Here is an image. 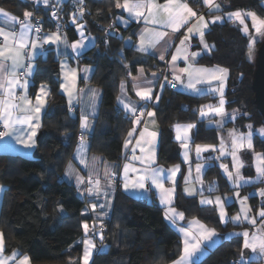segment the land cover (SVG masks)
Wrapping results in <instances>:
<instances>
[{
    "label": "trees",
    "instance_id": "trees-1",
    "mask_svg": "<svg viewBox=\"0 0 264 264\" xmlns=\"http://www.w3.org/2000/svg\"><path fill=\"white\" fill-rule=\"evenodd\" d=\"M200 10V0H190ZM225 11L250 9L264 16L261 0H224ZM116 0H83L80 4H56L50 0L44 5L33 0H0V7L19 16L31 12L33 22L38 21L44 29H52L50 10L58 5L65 15L66 30L71 40L77 38L73 26L68 25L73 9L83 7L81 20L88 31L96 36L97 43L85 52L82 63L95 67L94 83L103 90L100 113L95 120V129L90 137V149L107 161L121 163L124 140L133 125V120L118 109L119 82L126 77V70L135 72L144 67L147 72L166 70L154 56L141 53L125 40H135L139 25L131 23L126 28L114 25L119 9ZM77 15H80L78 13ZM212 45L210 52L200 56L198 62L219 65L229 72L230 87L234 75L238 74L239 90L226 94L229 110H237L234 124L241 129L249 123L253 127L264 125L256 108L251 87L255 69L254 56L248 57L249 40L238 23L225 20L216 23L204 33ZM260 42L257 43V48ZM59 64L50 52L38 58L33 77V89L48 84L50 92L43 116L41 131H45L40 144V157H29L11 153H0V184L4 192L0 210V230L6 246L18 248L35 264H80L84 237L83 222L90 221L85 212L86 200L76 187L62 178L72 156L79 132V118L69 110L66 97L59 90ZM211 95L196 96L176 87L166 85L158 105L156 118L160 125V163L180 162V153L174 140L175 123L195 122V143L216 144L220 128L207 127L205 120L197 117V109L205 101L215 100ZM256 149L264 154V139L255 135ZM217 179V190H231L229 182L218 165H209L204 175L209 180ZM123 198V199H122ZM252 207L258 205L259 197L251 196ZM185 211L186 217L198 215L207 224L218 225L214 207L206 208L196 199L187 198L177 190L174 203ZM209 209V210H207ZM104 231L107 238L104 254H95L91 264H164L175 260L180 254L179 238L167 222L163 209L154 200L134 199L117 192L113 214L106 221ZM228 240H223L204 258L195 264H231L235 251Z\"/></svg>",
    "mask_w": 264,
    "mask_h": 264
},
{
    "label": "snow or ice",
    "instance_id": "snow-or-ice-1",
    "mask_svg": "<svg viewBox=\"0 0 264 264\" xmlns=\"http://www.w3.org/2000/svg\"><path fill=\"white\" fill-rule=\"evenodd\" d=\"M40 0H37L39 3ZM44 5H48L50 0H42ZM75 3L83 5V0H74ZM61 3V0H56V4ZM203 3L208 6L209 11H221V5L216 0H203ZM116 8L123 9L128 14V20L120 19L121 23L125 26L130 21L139 23L141 20L144 23V28L139 33L138 43L134 45L137 51L141 53L149 52L151 49H155L157 45L171 33L175 34L180 32L182 28L187 27V31L184 34L183 39L180 40L179 45L176 46L175 53L171 57L170 68L172 70L173 79L167 81L172 87H177V82L185 87L187 90L200 94L203 92L217 93L219 94L218 105H203L200 109V115L206 117L214 114L220 117L217 121L218 127H223L225 119L229 117L232 120L236 119V111L229 114L225 111L224 105V93H223V81L227 75V69L220 67H197L196 60L199 53L192 52L189 54L188 48L190 45L188 41L191 35L199 34L200 42L204 44V31L208 27V22L203 15H197L196 12L189 7L186 0H164L163 3L160 0H116ZM56 9L53 11L52 16H57ZM83 7L78 8L80 16H83ZM31 12H24V20H19L15 16H10L8 13L0 9V125L3 126V131H0V139L5 137H11L17 144H22L25 148L31 149L35 147V135L39 128V113L44 107L45 100L42 96H47L48 91L44 86L41 87L40 92L36 95V103L33 104L32 99L28 95L29 77L33 75V63L36 53L43 49L45 44H63L65 47H70L73 53L77 56L81 55L85 49L89 47V44L94 45V39L91 37H85L83 28L84 25H78V30L81 39L69 44L67 37L60 35L61 25L57 24V30L54 33L46 36H40L42 28L39 24L33 23L30 19ZM227 20L233 23H238L241 31L249 38V51L248 57L252 59L255 51V44L257 37L264 39V18L258 17L255 12L237 10L226 14ZM251 20V28L254 30V34L250 33L249 25L246 20ZM223 20V17L217 15L213 18L212 22ZM76 18L73 17L72 23L75 24ZM18 26V27H17ZM88 40V43H85ZM127 46H133L132 41L129 38L126 41ZM172 47V43H168V47L165 48V52ZM207 48L208 45L204 44ZM164 55L161 54L160 59L164 60ZM183 60L185 67L179 68L177 61ZM82 71L87 74L90 69L85 67ZM61 72L63 75V82L60 84L61 89L68 96L69 110L73 108L74 101H78L81 94L84 93V89L77 87V69L68 67L67 63L61 64ZM143 70L141 69V74ZM155 75V74H153ZM182 76L186 77V80L182 79ZM87 79V75L84 76ZM219 81V87H213L212 83ZM151 83V82H149ZM198 85L207 87H198ZM125 82H121V91H125ZM163 88V85L161 86ZM133 90L136 91V95L144 101L152 100V88L143 87L141 84L136 83V79L133 78L132 84ZM90 100L92 105L95 104V98L98 95L97 90L90 89ZM158 101L159 95L155 97ZM118 101L123 105L124 109L133 117V125L131 131L128 132V139L125 140V149L135 139V144L131 149V158L125 157L126 163L123 165V187L125 191L139 190L143 192L149 191V185L155 187L158 190V196L160 203L165 205V218L169 220L173 225L178 220L184 219L183 212H177L174 207H171L174 199L176 175L180 171L179 165L164 168L156 165V131H150L149 125L155 126L154 113L146 111L145 108L137 109L134 104L125 103V101L118 97ZM139 111V115L137 112ZM152 118L151 120H143L144 127L139 130L138 136L134 134L137 132V127L142 123V118ZM89 113L85 110H81L80 126L82 133L90 127ZM194 124H176L174 125L176 131V139L180 142L181 147L184 149V161L189 160L188 146L191 141L189 132L195 128ZM249 131L247 134L237 132L235 129L230 130L228 133L230 146L226 144L225 140L221 138L219 153L220 157L231 155L234 171H229L228 166L221 164L220 167L227 175L228 180L231 182L234 188L239 189L244 185L250 184L253 181L246 179L241 173V168L244 167L243 162L238 156V152L247 147V149L253 148V128L252 125H247ZM258 134L264 138V128H261ZM139 148L140 155H136V149ZM87 144L85 137L82 134L80 137V143L77 147L75 158L79 159V162L84 165L88 171V187L85 189L89 196L100 197L101 195L107 197L108 192L104 190V185L101 183L100 175L97 170V165L101 162L99 157H92V163L89 164L86 158ZM209 149L216 151V147L213 145H196V156L200 159L202 152H207ZM220 157H215L219 159ZM255 171L256 180L264 182V154L255 153ZM134 162H139L140 167H136ZM104 163V180L107 182V187H111L114 181L116 173L113 171V166L107 162ZM202 167L200 163L196 164V181L203 185L201 178ZM130 173L133 175L130 176ZM66 175L71 177L75 175L77 185L85 183L84 177L80 176L76 172L75 168L71 164H68L66 169ZM170 182L172 187H165V182ZM185 192L188 195L196 194V190L187 187L191 183V168H189L188 175L184 176ZM2 190V188H0ZM208 192L216 190L215 184H210ZM203 196V188L200 193ZM239 199L240 209L236 215L228 216L226 205L229 198L222 199L220 196H216L215 199L204 197L200 200L201 205H215L219 214V220L223 223L231 222L233 224H243L247 222L252 225L253 231L244 230L239 233H230V236L243 237V249L250 250L249 257H245L243 251L240 254V258L235 264H253L258 259H264V207L259 211L258 216L261 218L259 225H257V219L253 217L251 208L247 204L248 196L240 197L239 191L235 193ZM259 195L264 198V190H260ZM96 204L92 205V209L95 210ZM99 207L103 208L105 205L101 204ZM85 238L80 242L83 244V264H89V259L96 249L95 242L89 237V225L83 224ZM180 234L182 235V252L179 258L173 261V264H194L193 258L203 251L207 250V245L211 243L217 236L216 230L208 228L199 220L193 219L189 221L187 227H180ZM92 234H96V228L93 226ZM100 239L103 242L102 227L100 230ZM5 244L3 233H0V264H30L28 256L19 257V253L14 251L10 256H5ZM97 254H104V249H98ZM19 257V258H18Z\"/></svg>",
    "mask_w": 264,
    "mask_h": 264
},
{
    "label": "crops",
    "instance_id": "crops-1",
    "mask_svg": "<svg viewBox=\"0 0 264 264\" xmlns=\"http://www.w3.org/2000/svg\"><path fill=\"white\" fill-rule=\"evenodd\" d=\"M261 1H262V4H263V0H261ZM120 2L123 3V0H120ZM160 2L163 3L164 0H160ZM186 2L188 3L189 7L192 8V10L197 13L198 16L199 15H203L205 17V20L208 22V27L206 29H203L204 33L210 28L211 25L216 24V23H222L225 20H227V16H226L227 13H230V12H233V11H237V10L225 11L224 10V7H225L224 0H216V2H218L221 5V11H219V12H216V11H211L210 12L208 6L203 3V0H200V2L202 4V7H203L202 10H200L198 7H196L190 0H186ZM65 3L77 4V3L74 2V0H61V3H59V4L61 5V4H65ZM0 9H2L4 12L8 13L10 16H15L19 20H24V17H19V16L13 14V13L1 8V7H0ZM239 10L251 11L250 9H239ZM217 15L223 17V20L216 21L215 23H213L212 20ZM73 17L76 18L75 24L72 23ZM32 18H33V15L30 17L31 21L33 22ZM118 18H122L123 20H128V14L123 9H119V13L116 16V20L114 21V25L116 27H118V28H123V29L128 27L131 23H136V24L139 25V29H138V31L135 34V40L130 38L132 43L134 41V45H136L138 43L139 33L144 28L143 21L141 20L139 23H137L135 21H130L127 24V26H125L123 23H121L120 19H118ZM68 25L73 26L75 32L77 33V38L74 39V40H71L69 38V35H68L67 32H60V35L62 37H64V36L67 37V40H68L69 44H72V43H74V42H76V41L81 39L80 33H79V30H78L77 26L78 25H84V28H83L84 36L93 38L94 39V45L96 46V43H97L96 36L94 34H92L90 31L87 30V28L85 26V23L81 20L80 15H76L74 13H71V16H70L69 21H68ZM186 31H187V27L182 28L180 30V32L175 33V34L171 33V31L169 30V35L167 37H165V39L163 41H161L157 45V47L155 49H151V50H149V52H146V53L154 56L155 58H157V60L159 62L164 63V65L166 67H168L169 71L171 72V77L172 78H173V75H172V70L170 68L171 57L175 53L177 43L180 40L179 39L180 36L181 35L184 36ZM54 32H56V30L44 29L43 32H41L39 35L40 36H46V35H50L51 33H54ZM190 35H191V38L188 41L189 44L190 43L193 44L195 42H199L200 36H199L198 33L194 34V35H192V34H190ZM0 40H2V38H0ZM128 40H129V38L125 40V44H126V41H128ZM205 41H207V40H205ZM169 42L172 43V47L169 48L167 52H165V48L168 47V43ZM85 43L87 44L88 40H85ZM95 46H92L91 44H89V47L87 49H85L83 51V53L81 55H79V56H77L75 53H73V51L71 50L70 47H65L63 44H45L43 49L36 53L35 59L32 61L34 67H33V75L31 77H29L28 95L32 99L33 104L36 103V95H37V93L40 92V89H41L42 86H44L46 88V90L48 91V95L47 96H42V99L45 100V104H44V107L41 109V111L39 113V125L40 126L37 129L36 135L34 137V139H35V147L31 148V149H28V148H25L22 144H17L13 138L5 137L3 139H0V153H11V154H18V155H22V156H31V154L36 149V146H37V139L36 138H37L39 132L41 131V128H42V125H43V116H44V113H45L46 108H47L48 96H49V92H50V86L48 84H46V83L40 84L35 89H33V87H32L33 86V77H34V73H35V70H36L38 58L41 57V58L45 59L48 56V54L51 52L52 55L54 56V58L58 61L59 69H60L59 90L66 97L68 106H69L68 96H67L66 93L63 92V90L60 87V84L63 82V75H62V72H61V64L66 62L68 67L76 68L77 69V75H78L77 87L79 89H84L85 91H84V93L81 94V97L79 98L78 101H74L73 108H72L71 112L75 113L78 116V118H79V132H78V134L81 133L85 137V141H86V144H87V149H86L85 155H86V158H87L89 164L91 165L92 157H94V156L95 157H99L100 160H101V162L97 165V170H98L99 175H100L101 183H102V185H104V190L108 192V196L107 197H105L103 195H101L100 197L89 196L87 194V192L85 191V189L88 187L87 180H88V171H89V169H86L84 167V165H82L79 162V159L75 158L77 147H78V145L80 143V140H78V135H77L76 145L74 147L72 156L69 159V161L67 163V166H66L65 170L62 173V178L64 180H66L68 183L73 184L76 187V190H77L78 194L83 199L86 200L85 212L91 215V220L90 221H85V222H83V224L87 223L89 225V230H90V229H92L93 226L100 225V223H101L102 224V234L104 235V231L107 229L106 221L109 220L111 218L112 214H113V207H114V203H115L118 191L122 192L125 196L131 197V198H134V199L146 200L148 202H150L151 200H154L156 202V204H158L163 209L164 213H165L166 207H165V205H162L160 203L159 196H158V190L155 187H151L149 185H146L147 187H149V191H147V192H143V191H139V190H129V191H125L124 190V187H123V183H124L123 182V165H124V163L127 162L126 159H125L126 156L129 159L131 158V155H132L131 149H132L133 145L135 144V139H133L132 143L129 144L127 149H125V147H124L125 140L128 139V136H126V138L124 140V144H123V151H122L123 160H122L121 163H118V162H115V161H107L101 155L93 153L91 151V149H90V140L89 139H90V137L92 136V134L94 132L95 120L98 118L99 113H100V105H101V100H102V96H103V90H102V88H100L98 85H96L94 83L93 76L95 74V67L92 64L82 63L81 62V58H82V56H83V54L85 52H87L88 50L92 49ZM193 47H194L193 49H196L199 46L194 44ZM173 48H174V51H173ZM193 49H190V47L188 48L189 54L193 52L192 51ZM172 51H173V53H172ZM210 51H211V49L207 50L205 53H208ZM205 53H200L199 56L197 57V60H196V66L197 67L213 68V67H217L218 66L220 68H224V67L219 66V65H207V64L199 63L198 59L200 58L201 55H203ZM161 54L164 55V57H165L164 60L160 59ZM176 63H177V66L179 68H182V67L186 66L183 60H178ZM85 67L90 69V71L87 74H85L82 71V69H84ZM141 69L143 70L142 74H141ZM162 71L161 70H155V71L147 72L146 69L144 67H141V66L137 67L135 72H130V70L127 69L126 70V77L119 82L118 96H117V99H116L117 101L116 102L118 104V109H120L123 112V114L127 115L132 120H133V117L124 109L123 105L119 103L118 97L122 98L125 101V103L134 104L138 110L141 109V108H145L146 111H151V112H153L155 114L154 115V119H155V122H156L155 126L149 125V130L150 131H156L157 132V137H156V165L155 166H160V167H164V168H171V167L179 165V168H180V171L176 175L175 193H174L173 203L171 205V207H174L175 209H177V207H176V205L174 203H175V199L177 197L178 188L181 189V191L184 194V196H186L187 198L196 199L197 202H199V203H200V199H199L200 190H199L198 182L196 181L195 173L192 172L191 173V183L187 187L195 189L196 190V194L188 195L185 192L186 185H185L184 180H182L181 178H182V176H186V174L188 173L187 166L185 167L180 162L179 163H168V164L167 163H160L159 160H158L159 149H160V125H159L158 120L156 118L155 107L158 105L160 99L157 101L155 99V97L157 95H159V97L161 98L163 90H164V87L167 85L165 77H168V76H166V74H163ZM153 74H155V75H153ZM85 75H87V79L86 80L84 79ZM133 78L136 79V83L141 84L143 87H151L152 88V100L144 101L139 96L136 95V91L133 90V88H132ZM182 79L186 80V77L182 76ZM122 81H124L125 85H126L125 91L123 93L121 91V82ZM149 82H151V83H149ZM215 83H216L217 86H220V82L219 81H214L212 83V85H214ZM224 83H225L227 91H228L229 87H230V80H229V72L228 71H227V75L225 77ZM162 85H163V88L161 87ZM198 86H200V85H198ZM204 86H206V85H204ZM176 88L180 89L182 91L189 92L191 94H196L194 92H191V91L187 90L185 87L180 85L179 82H177V87ZM90 89H95V90H97V93H98V95L95 98L94 106L92 105V102L90 100V96H91V93L89 92ZM82 109H85L89 113L88 119H89V124H90V127L87 130H84L83 133H82V129H81V126H80V115H81V110ZM137 115H139V111L137 112ZM151 119L152 118L147 117V115H145L142 118V123L140 125L136 126L137 127V132L134 135L138 136L139 130H141L144 127L143 120H151ZM176 124H181V125L194 124L196 126L195 128L191 129L190 132H189V135L191 137V141L189 143V146L191 147L192 162L196 163V159L194 157V154H195L194 152H195V149H196V145H198L199 143H195L194 132H195V130L197 128V123H195V122H181V123H175L174 125H176ZM0 126H2V125H0ZM133 127H134V125H132V127H131V129L129 131H131ZM173 131H174V140L176 141L177 147L179 149L178 151L181 154L182 150H181L180 142L177 141V139H176V131H175L174 126H173ZM140 154H141L140 150H139V148H137L136 149V155H140ZM70 162L73 165V167L75 168L76 172L79 173L80 176L84 177V180H85L84 184H81V185L78 186L77 183H76L75 175H73L71 177L66 175V169H67L68 164ZM103 162H107L109 165L113 166V171L116 173L114 181H113L112 186L110 188L107 187V182L104 180V176H103L104 163ZM134 163H135L136 167H140L139 162H134ZM131 175H133V174L130 173V176ZM202 177H204V175ZM116 180H118L119 183L116 182ZM165 187L166 188L167 187H172V184L170 182L166 181L165 182ZM0 188H2V190H0V210H1V202H2V197H3V192H4V186L0 184ZM93 204L97 205L95 210L92 209V205ZM101 204L105 205V207H103V208L99 207V205H101ZM178 209L179 210H176L177 212L180 211V208H178ZM168 223L171 225L170 222H168ZM83 224H82V226H83ZM83 232H84V229H83ZM0 233H2L1 230H0ZM99 235H100V230H99ZM84 236H85V233H84ZM84 238H82L79 241V243ZM237 243L238 242L233 243L234 246H232V248H233V250L235 251V254H236L234 258L238 261L239 260L238 258L240 257L241 252H240L239 249H236V247H237L236 245L239 244V243L238 244ZM4 244H5V252H4L5 256H10L14 251L19 253V257L25 256V255L28 256L27 254L22 253L18 248H12V249L8 248L6 246L5 239H4ZM208 246H210V245H208ZM208 246H207V250L203 251L204 254H206L208 250H209L208 253L211 251V249H209ZM83 248H84V246H83ZM203 252H202V254H203ZM243 253H244L246 258L249 257L250 255H252L250 250H248V249H245V250L243 249ZM94 255H95V249L93 250V257H94ZM201 256L202 255L200 253L196 257L193 258L194 264H195L196 260H198ZM29 259H30V257H29ZM199 260H201V259H199ZM262 263H263V260L262 261L259 260L258 262H256V261L253 262V264H262ZM30 264H35V263H33L31 261V259H30Z\"/></svg>",
    "mask_w": 264,
    "mask_h": 264
},
{
    "label": "rangeland",
    "instance_id": "rangeland-1",
    "mask_svg": "<svg viewBox=\"0 0 264 264\" xmlns=\"http://www.w3.org/2000/svg\"><path fill=\"white\" fill-rule=\"evenodd\" d=\"M263 4H264V0H263ZM242 11H245V10H242ZM250 12H254V11L251 10ZM257 16L258 17H261V18H264V16H260L258 14H257ZM246 23H248V25H249L250 33L254 34V30L251 28V20H250V18L246 20ZM183 37L184 36L181 35L179 39L181 40V39H183ZM180 40L178 41L177 46L179 45ZM203 40H204V44H207L208 45L207 48L204 47V44H202L200 42V39H199V42H195L193 44L192 43L189 44V42H188V44L190 45V49H193L194 48L193 47L194 44L197 45V46H199V47L196 48V49H193L192 51L193 52H197L199 54L200 53H205L207 50L212 49V45L211 44H208V42L205 41L206 40L205 37H203ZM248 40H249V38H248ZM261 41H262V39H260L259 37H257V42L255 44V51H254V55H253L254 57L256 55L257 43L258 42H261ZM173 51H174V48H173ZM173 51H172V53H173ZM224 80H225V78H224ZM212 86L213 87H219V86L216 85V83L214 85H212ZM198 87H205L206 88L207 86H204L203 85V86H198ZM227 92L228 91H227L226 85H225V83L223 81L224 100L226 102L225 105H224V109H225V111L227 113L231 114V113H233L234 110L231 111L227 107L228 106V100H227V96H226ZM193 95H196V96L211 95V96L216 97L215 100L205 101L202 104H200L199 108L197 109V117L200 120H205L204 121V124L207 127H217V128H220V136H219V141L216 144H211V143L198 144V145H201V146H203V145H213V146L216 147L217 150L216 151H212L211 149H209L207 152H202L201 153L202 155H200V159H197L196 151H195L194 152L195 153L194 154V157L196 159V163H193L192 162L191 147L190 146H188V150H189V160H188V162H185L184 161V156H183L184 149L181 147L182 153L180 154V159H181L180 160V163L183 164L185 167L187 166L188 173H189V168H191V173L192 172L195 173V176L197 175V173H196V164L197 163H200L201 165H203V167H202V174H201V178L203 180V185H201L200 183H198L199 190H201V188H203V196L200 195L199 196V199L201 200L204 197H208V198H211V199L214 200L216 196H220L222 199H224L226 197L229 198L228 199V203L226 205V210H227L228 216L236 215L237 212L240 209L239 199L235 195V193L237 191H239L240 197L248 196L250 198L251 196H258L259 197V201H258V205L256 207H252V204L250 202V199H248L247 204L251 208V213L250 214L257 219V225H259L261 218L258 216V213L262 209V207H264V198H262L259 195V192H260V190H264V182H260V181H257L256 180L255 157H254V154L255 153L263 154L261 151H259V150L256 149L255 135H258L259 139H261V140L264 139V138H262V136L260 134H258V131H257V130H259L261 128H264V125H261V126L256 127V128L252 126L253 132H254L253 141H252L253 142V148L252 149H247V147L245 146L244 149H242L241 151L238 152V156L240 157V160L244 164V167L241 168V173L244 175V177L246 179H251L253 182L250 183V184L244 185L243 187H241L239 189H236V188L233 187V185L231 184V182L227 178V180L229 182V187H231L232 189L231 190H226V191H221L220 192V191L217 190V179L215 177L212 176V178L209 180L208 178H204L202 176L205 175L206 169H207V167L209 165H211V166L218 165V167L220 168V170L224 173V171L220 167V165L221 164H225V165L228 166L229 171H234L231 155H226V156L220 157V153H219L220 140H221V138H223L225 140L226 144H228L230 146V141H229V136H228L229 131L235 129L237 132H242V133L247 134V132L249 131V129L247 128V125H249V123L245 124V128L244 129H241L237 125L236 126L235 125L230 126L229 124L230 123L234 124L235 121H236V119L235 120H232L230 118V115H229V117H227L225 119V122L223 124V127H218L216 122L220 120V117L215 116L214 114L209 115V116H206V117H202L200 115V109H201V106H203V105H209V104H211V105H218V102H219V99H220L219 94H217V93L203 92V93H200V94H193ZM235 111H236V118H238L240 112H238L237 110H235ZM33 153L29 157H33ZM215 157H220V158L219 159H215ZM188 173L186 175H188ZM224 175L227 177V175L225 173H224ZM181 179L184 180V176H182ZM213 183L216 186V190L210 193V192H208L207 189H208L209 185L210 184H213ZM202 206H204L206 208L214 207L216 209V206L215 205H202ZM176 210H179L178 207H177ZM207 210H209V209H207ZM179 212H183L184 213V219L183 220H178L175 225H173L169 220H167L165 218L168 222L171 223L173 229L175 230V232H176V234H177V236L179 238L180 254L178 255V257L175 260H177L179 258V256L181 255L182 247H183V244H182L183 237L180 234V232H179L178 229L180 227H187L189 221H192L193 219L199 220L201 223H203L204 225H206L208 228H212V229H215L216 230L217 236L214 238V240L211 243L208 244L210 246L207 245L208 248L211 249V250L214 249V248H216L223 240H228L231 244H233V242H238L239 244L237 243L238 245H236L237 246L236 249H239L240 252H242L243 251V237L242 236H240V237L230 236L229 234L230 233L243 232L244 230H248L250 232L254 230L253 227H252V225L248 224L247 222H244L243 224H233L230 221L227 222V223H223V222H221L219 220V223L220 224H218V225H210V224H207L198 215H193V216H190V217H186L185 211L183 209H180ZM216 212H217V217L219 219L218 211L216 210ZM164 216H165V213H164ZM101 227H102V224L101 223H100V225H96L95 226V228H96V234L95 235L92 234V229L89 230V237L92 238L94 240V242L96 243L95 244L96 245L95 254L97 253V250L98 249L105 248L106 247V244H107V238H106L105 232H104V235H103V242H101L100 235H99V230H101ZM208 251H207V253H208ZM206 254H204V252H203V254L201 253L202 256L199 259L204 258ZM199 259L196 260L195 263H197L199 261ZM92 260H93V253H92V255H91L90 259H89V264L92 263ZM175 260H173V261H175ZM259 260H261V261L263 260V263L262 264H264V259H258V260H256V262H258ZM173 261L167 262V263H164V264H173ZM80 264H83V255L81 256V262H80Z\"/></svg>",
    "mask_w": 264,
    "mask_h": 264
},
{
    "label": "water",
    "instance_id": "water-1",
    "mask_svg": "<svg viewBox=\"0 0 264 264\" xmlns=\"http://www.w3.org/2000/svg\"><path fill=\"white\" fill-rule=\"evenodd\" d=\"M254 65L255 69L253 73L251 87L254 92V102L256 108L264 120V39H262L256 50V55L254 57ZM238 90V74H235L233 79V87L229 90V93H234ZM44 134L45 131H40L36 138L37 146L33 153V157L35 158H38L41 155L40 144L42 142Z\"/></svg>",
    "mask_w": 264,
    "mask_h": 264
},
{
    "label": "built area",
    "instance_id": "built-area-1",
    "mask_svg": "<svg viewBox=\"0 0 264 264\" xmlns=\"http://www.w3.org/2000/svg\"><path fill=\"white\" fill-rule=\"evenodd\" d=\"M33 2H36V3H37V0H33ZM39 3H40V2H39ZM81 7H82V6H81ZM56 9H59V10L57 11V16H56L55 18H53L52 13H53V11H55ZM73 13L77 15V14L79 13V12H78V8L73 9ZM50 19L52 20V23H53V27H52L53 30H57V24H59V25L62 26L60 32H64V31L66 30V26H67V24H66V22H65V15H64V13L62 12V9H61L58 5H53V6H52V8H51V10H50ZM37 22H39V20H38V21H34L33 23L35 24V23H37ZM39 24H40V22H39ZM40 26H41V28H42V31H41V32H43L44 28L42 27L41 24H40ZM163 74H166V76H168V77H167V81H171V80L173 79V78L171 77V72L169 71L168 67L166 68V70L164 71ZM167 81H166V83H167ZM167 85L171 86L169 83H167ZM0 131H3V127H2V126H0ZM81 135H82L81 133L78 134V140H80ZM116 182H118V180H116ZM118 183H119V182H118ZM235 262H237L236 259H232V260L230 261L231 264H235Z\"/></svg>",
    "mask_w": 264,
    "mask_h": 264
}]
</instances>
